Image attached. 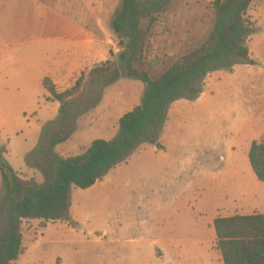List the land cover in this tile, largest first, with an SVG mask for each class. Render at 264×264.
I'll return each instance as SVG.
<instances>
[{"label":"rangeland","instance_id":"1","mask_svg":"<svg viewBox=\"0 0 264 264\" xmlns=\"http://www.w3.org/2000/svg\"><path fill=\"white\" fill-rule=\"evenodd\" d=\"M70 3L0 0V11L16 13L18 18L24 12L45 15L75 10L81 15L76 21L93 27L94 20L82 18L88 2ZM119 3L106 0L100 19L106 33H96L101 38L106 34L117 47L120 38L113 31L112 18ZM247 19L253 27L247 40L250 63L214 72L203 81V97L171 104L159 142L143 143L112 168L99 187L103 191L83 194L84 219L67 227L52 223L38 249L40 261L53 264L52 258L57 257L60 263L64 249L78 253L75 264H223L214 220L264 213V182L258 180L248 159L251 143L264 138V0L253 2ZM214 23L215 12L207 0H172L169 10L159 15L149 40L146 63L151 76L159 77L180 56L201 46ZM146 25L142 20L141 26ZM32 50L33 59L40 56L39 45L33 44ZM24 53L0 50V102L7 121L0 125V142L16 171L35 168L42 179L37 182L43 183L52 175L30 165L28 156L40 143L48 120L58 117V112L47 101L43 85L25 73ZM112 54L116 58L118 53L110 52V59ZM25 81L31 90L27 97L16 84ZM88 81L84 86L92 87L88 92L96 100L88 99L91 105L76 107L83 114L75 121L71 135L75 137L69 138L74 146H82L93 135L108 139L122 107L136 101L138 93L141 98L143 90V83L127 77L123 69L115 71L114 79L103 89ZM49 143L50 138L45 139V145ZM35 174L31 178L36 180ZM79 192L81 189L72 188L73 202ZM4 193L0 173V196ZM89 227L97 231L91 233ZM23 232L24 253L45 233L40 223L32 221H24ZM78 235L86 241L74 246L56 241ZM99 237L102 242H96ZM52 239L55 242L47 244Z\"/></svg>","mask_w":264,"mask_h":264},{"label":"trees","instance_id":"2","mask_svg":"<svg viewBox=\"0 0 264 264\" xmlns=\"http://www.w3.org/2000/svg\"><path fill=\"white\" fill-rule=\"evenodd\" d=\"M254 1L213 0L215 23L205 42L153 78L146 63L149 40L159 15L169 9L172 0H120L112 20L113 31L123 46L116 58L112 54L111 59L81 73L65 90L44 78L43 84L60 103V110L58 117L44 126L40 143L30 152L28 162L52 177L43 183L24 177L12 167L0 143V173L5 189L0 196V264H13L24 253V221L38 219L42 227L55 221L73 224V187L87 189L95 185L143 143L157 144L169 106L182 98H197L208 74L250 63L247 40L253 27L247 13ZM142 20L147 22L145 28ZM119 69L143 83L140 103L120 117L112 139H95L75 156L58 155L55 146L71 137L75 121L83 114L76 107L88 106V99L96 100L88 92L92 87L84 86L85 80L92 86L101 84L103 89ZM49 138L50 143L45 145ZM248 159L258 180L264 182V138L251 143ZM214 229L223 264H264V213L217 217Z\"/></svg>","mask_w":264,"mask_h":264},{"label":"crops","instance_id":"3","mask_svg":"<svg viewBox=\"0 0 264 264\" xmlns=\"http://www.w3.org/2000/svg\"><path fill=\"white\" fill-rule=\"evenodd\" d=\"M66 1L69 4H71V1L74 2V0ZM86 1L88 2V10L84 12L85 14L82 16V18L94 20L93 27L76 21V19L80 18L81 15H79L78 11L75 12V10L71 12L62 10L50 12L45 15L24 12L19 14L18 18L16 13H12L9 11H0V50L7 49L11 54H13L18 49L25 52V73H27L30 78L35 79L43 85L45 91H47L48 93L47 101L51 102L55 106L54 110L55 112H58V115L60 110V103L55 100L45 88L43 84L44 78H50L56 85V87L60 90L68 89L73 83H75L77 79L76 75L79 74L82 70L86 69L87 67L90 69L93 64L102 63L110 59V52L119 53L123 50V46L121 44L117 47L116 44H113L111 38L106 36V34H104L103 38L97 36L96 34L100 33L99 31H101V33H106L100 25V19H102V14L106 8V0ZM207 1L212 3V0ZM17 20H19V22ZM97 27L99 28V30H97ZM33 36L35 37L33 38ZM33 44L39 45L40 48V56L35 57V59H33L32 57ZM214 72L208 74L207 76L213 74ZM16 84L21 87L24 96L27 97L28 93L31 92L30 89V92L28 90L29 86L27 85V82L25 81L24 84L16 82ZM214 84L215 83L211 84V86ZM143 90L141 89L142 94ZM139 94L140 93H138L137 95L136 101L134 100L133 103L122 107L121 112L115 118L116 126L106 140H110L116 135L118 131V120L120 119V117L125 113L131 111L136 105L140 103L141 98L139 97ZM204 94L205 91H202L200 96L203 97ZM138 98H140V101H138ZM179 101L181 100H177L173 104L178 103ZM3 110V106L0 102V125L2 126H4V124H6L7 122L3 117ZM56 118V115H54V118L48 121L50 122ZM73 137L75 136L73 135L70 138ZM95 139H101V137L93 135L92 137H89L86 143H84L82 146H80L81 144H79V146H74L73 140L68 139L56 145L54 150L58 155L65 158L75 156L81 154L83 150ZM6 150H8V147H6ZM32 169L33 171L31 172L21 171V173L28 179L31 178L34 173H36L35 175H38V179H36V181L42 180L39 171H37L35 168ZM108 177L109 174L106 175L102 180L98 181L95 185L87 189H81V192L76 195L77 202H73L72 193V206L70 213L73 223H76L75 221L80 219V217L84 219V206L82 205L84 202L83 194H88L91 196L92 192L103 191L104 188L99 187L100 185H103ZM29 221H32V223L34 224L41 222V220L38 219ZM52 223H57L61 225V227H67V225L70 224L69 221L48 222L44 227L45 233L40 237V240L34 242V247L29 248L13 264H44L42 261H40L41 257L37 253L39 252L38 249L40 248V245H43L45 243V236L54 225ZM88 230L91 233L97 231L95 227H89ZM103 234L105 233L103 232ZM56 241L57 243H60V245L67 244L74 246L75 244H81L83 241L85 242L86 238L78 235L73 236V238L67 239L65 241L63 239ZM54 242L55 241L52 239L48 241L47 244ZM96 242H102V238L99 237ZM60 254V263L57 262L58 258L54 257L52 258L53 264H75L76 255L78 253L69 250L64 251V249H62ZM159 257L163 258L164 255H159Z\"/></svg>","mask_w":264,"mask_h":264},{"label":"water","instance_id":"4","mask_svg":"<svg viewBox=\"0 0 264 264\" xmlns=\"http://www.w3.org/2000/svg\"><path fill=\"white\" fill-rule=\"evenodd\" d=\"M119 38H120V36H119Z\"/></svg>","mask_w":264,"mask_h":264}]
</instances>
